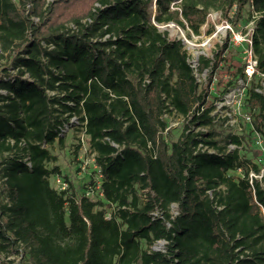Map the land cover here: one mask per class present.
I'll return each instance as SVG.
<instances>
[{
	"label": "trees",
	"instance_id": "trees-1",
	"mask_svg": "<svg viewBox=\"0 0 264 264\" xmlns=\"http://www.w3.org/2000/svg\"><path fill=\"white\" fill-rule=\"evenodd\" d=\"M212 11L237 31L253 22L248 136L264 139V0H0L11 59L0 76V264H264V187L247 179L262 166L241 154L244 134L218 139L212 115L234 83L213 92L217 72L235 68L238 80L245 62L225 65L229 37L200 56L199 83L184 41L160 28L212 34ZM173 113L185 122L168 143ZM73 116L99 188L95 172L82 192L50 183L61 174L50 147ZM160 240L166 251L152 250Z\"/></svg>",
	"mask_w": 264,
	"mask_h": 264
},
{
	"label": "rangeland",
	"instance_id": "rangeland-1",
	"mask_svg": "<svg viewBox=\"0 0 264 264\" xmlns=\"http://www.w3.org/2000/svg\"><path fill=\"white\" fill-rule=\"evenodd\" d=\"M47 1L51 2L53 0ZM153 10H155V5H153ZM34 21L37 22L38 19L34 18ZM208 22L214 25L213 33L206 34V28L203 27L200 36L191 34L190 37L188 35L189 30L180 27L176 23L163 25L160 26V28L161 30H168L171 37H177L184 41L186 49L190 54V62L192 65H195L196 61L199 63L201 55L212 57L218 45H222L224 41L230 37L229 32L223 28L227 21H225L221 12L212 11L209 15ZM252 24V22L246 23L243 21L241 22L240 30H234L246 34L250 31ZM245 51L246 47L243 46V44L231 42L230 49L227 50L224 55L227 57L225 65H240V61L244 60ZM10 60V54L3 53L0 48V76L2 75L1 70L10 63ZM234 69L235 68H221L217 72L218 79L215 80L212 86L213 92H221L225 90L227 82L230 80L234 81L233 85L228 86L226 91L223 92L222 99L216 103L217 109L214 114L217 118L216 124L217 130L219 131L218 139H225L229 133L244 134L243 148L240 147L241 154L247 159H251L253 162H258L262 168H264V157L256 155V150L258 149V136L254 134L248 136L251 119L248 120L250 114L246 106V92L250 83L244 80H235L231 73ZM10 71L11 73H15L14 69H10ZM194 72L199 83H202L208 75V71H202L199 64L195 67ZM220 80L223 82L218 83ZM164 119L167 120L168 125L171 126L168 130L163 131L161 136H163L168 143L177 141L182 133L183 124L185 122L184 118L173 113L164 115ZM69 122L70 125L64 134V142L60 143L57 140L56 143L50 147L52 153L57 157V161L54 164H49V167L52 168L54 165H57L61 171L60 175H53L50 178V183L54 188L58 189L60 186L57 180L60 178L63 182L66 181L67 178L76 190L82 192L84 190V185L94 177L93 174L95 170L92 162H90L91 152L89 144L87 143L88 137L79 124V118H72ZM82 138L84 142L81 141ZM233 146L235 147V145ZM232 175L235 177L240 176L238 172H234ZM65 187H67V185ZM90 197L94 200L101 198V196L97 194H93ZM262 211L264 214V209H262ZM172 212L174 214L177 212L176 206L173 207Z\"/></svg>",
	"mask_w": 264,
	"mask_h": 264
},
{
	"label": "built area",
	"instance_id": "built-area-1",
	"mask_svg": "<svg viewBox=\"0 0 264 264\" xmlns=\"http://www.w3.org/2000/svg\"><path fill=\"white\" fill-rule=\"evenodd\" d=\"M252 27H253V24H252ZM252 27H251V29H250V31L248 33L244 34L242 32H236L229 22H226L225 26H223V28H225L227 32H230L231 42H233L235 44H246V46H245L246 47V51L244 53L245 54L244 55L245 67H244V71H243L244 77H241L239 79V80H244L245 82H249L252 79V77L254 76V74L256 72L257 63H258L257 62V57H256V55L254 53V50H253V44H252V39H251ZM198 64L200 66V62L198 63V61L195 62V65H192V63H191L193 69H195V67ZM204 71H207V70H204ZM258 91L264 93V82H263V87L258 89ZM222 97L223 96H221L220 99L215 101V109L212 112V115L214 117V122L215 123L217 122L216 115L214 114V112L217 109V104L216 103L218 101H220L222 99ZM72 118L76 119L77 116H73ZM249 119L250 118H248V120ZM79 124L81 126V122ZM69 125H70V122L65 124L63 127H61L60 136L64 137L65 131H66V129H68ZM170 126L171 125H168L164 131L168 130ZM82 130L85 133V130H84L83 127H82ZM257 136H258L257 145H258V149H259L260 154H261L260 156L264 157V139L262 137H260L259 135H257ZM81 141L84 142V139L82 138ZM235 148H236V146L234 147L231 144L229 145V150H234ZM203 150H207L208 152H215V150L208 149L207 147H204ZM90 162H92V164L94 166V170H95L94 172H95V175H96V182H97V186L99 188V186L101 184V179L103 177V174H102L100 166L97 164L96 153H92L91 152V160H90ZM237 172L240 175L244 176L243 175V171L241 169H239ZM247 179H248V181H249V183H250V185L252 186L253 189L255 188V183H254L255 180H259L261 182L262 186L264 187V168L260 167L259 171L250 170V172H249V174L247 176ZM57 181H58L59 186H60V188H58V190H64V189H66L68 187V182L67 181H63L62 182L60 180V178ZM66 185H67V187H65ZM93 194H95V193L92 190H89L87 192L88 196H91ZM100 196H102V194H100ZM165 244H166L165 241L160 240V241H157L151 248H152V250H155V251H166L165 250ZM1 259H4V257H1ZM8 259L14 260L13 264H20L19 263L20 259L17 256H10V257H8Z\"/></svg>",
	"mask_w": 264,
	"mask_h": 264
}]
</instances>
